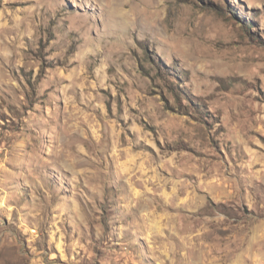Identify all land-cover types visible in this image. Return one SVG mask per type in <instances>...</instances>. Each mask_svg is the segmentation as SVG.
<instances>
[{
	"label": "rangeland",
	"instance_id": "374dc122",
	"mask_svg": "<svg viewBox=\"0 0 264 264\" xmlns=\"http://www.w3.org/2000/svg\"><path fill=\"white\" fill-rule=\"evenodd\" d=\"M0 264H264V0H0Z\"/></svg>",
	"mask_w": 264,
	"mask_h": 264
}]
</instances>
